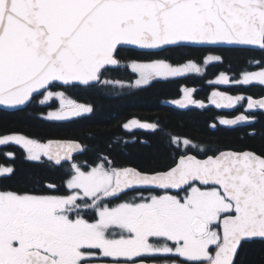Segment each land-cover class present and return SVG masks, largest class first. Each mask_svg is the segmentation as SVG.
<instances>
[{"label": "snow or ice", "instance_id": "obj_1", "mask_svg": "<svg viewBox=\"0 0 264 264\" xmlns=\"http://www.w3.org/2000/svg\"><path fill=\"white\" fill-rule=\"evenodd\" d=\"M220 49L264 52V0H0V109L39 104L54 109L48 121L83 117L94 109L70 89L118 83L106 77L122 66L136 74L129 87L137 89L202 74L189 53ZM216 62L223 57L203 58L204 66ZM231 82L264 86V65ZM214 83L230 80L221 74ZM181 92L179 107L205 108L194 89ZM209 99L231 109L246 98ZM252 110L264 111V98L248 97V115L219 124L252 123ZM124 127L157 125L133 119ZM172 144L171 163L146 171L108 156L78 164L74 154L86 149L76 141L0 136V146H19L25 160L65 174L62 187L0 185V264H242L247 245H264V151L210 153L179 137ZM15 175L14 164H0V181Z\"/></svg>", "mask_w": 264, "mask_h": 264}, {"label": "flooded vegetation", "instance_id": "obj_2", "mask_svg": "<svg viewBox=\"0 0 264 264\" xmlns=\"http://www.w3.org/2000/svg\"><path fill=\"white\" fill-rule=\"evenodd\" d=\"M251 51L260 52V54H258V56L253 58L251 61L252 68L250 71H259L261 70L262 65H264V52L262 53L259 50ZM261 53L263 55H261ZM214 55L219 54L214 53ZM127 56L128 54L124 57ZM203 58L199 61L195 60L198 64L203 65L204 71L202 74H189L186 77L175 78L180 79L183 82L180 86L178 96L175 99L162 101L159 105H153L149 109L146 104L147 100L144 94L141 93L146 88L137 89L135 87H129V85L134 84L137 76L131 72L129 67L122 66V77L119 79L118 83H114L118 84L119 87L94 88L95 90L91 88L90 90L84 91L81 88H76L68 91L70 98L75 100L77 103L92 106L94 109L92 113L86 114L83 117L72 118L67 121H48L43 117L47 114V111L54 109H49L46 106H40L39 104H34L33 106L12 112L0 110V123L1 125L6 126L0 129V136L19 134L42 143H46L50 140L76 141L81 143L86 149L85 152L75 156V162L78 164L92 165L98 162V156H108L116 166L136 167L146 171L162 169L171 163V157L177 151L176 146L172 144L173 137H179L181 140L188 138L210 153L218 149L234 150L225 148L221 145V142L224 140L223 133L226 130H237L239 133L242 132L244 135L246 134L251 138H255V142H258L259 144L261 140H264V111L252 110V115L255 116L254 122L250 125L237 128L220 125L219 119L221 117L233 119L235 116L240 114L248 115L247 98L251 97L257 100L264 98V86L256 84L246 86L231 82L240 79L241 75L245 73V71L239 73L237 76L232 75L230 72H218L215 75L208 77L206 74L210 68L213 65L221 63L216 62L204 66ZM258 61L261 63H257ZM130 63L131 60H124V65H128ZM221 74L229 77V84L223 85L214 83V81ZM200 77L206 78L204 86L195 85V79ZM113 81H116V79ZM185 87L194 89L193 98L197 101L203 102L205 104V108L200 109L195 105H191L187 108H180L174 103L175 100L182 98L183 94L181 89ZM242 88H251V90L249 92H243L241 91ZM85 91L94 92L90 96L92 99L88 98L90 102L91 100L92 102L94 100H104L105 98L103 95L106 93L112 94L110 101L114 104L117 103V101L122 100L126 102V108L123 114H120L122 118H114L111 120L103 119L102 117H104V114L100 113L96 106L88 101H84L81 98V93ZM213 92H222L233 97L243 96L246 99L240 104H237L234 108L219 109L210 102L209 98ZM114 104L110 106L112 107V112H115L116 110L113 106ZM160 109L166 111L165 114L168 115H164L166 119L163 118L162 112L157 111ZM207 112L213 115L212 119H193L194 113H206L207 115ZM180 115L185 117L187 116L188 118H178ZM89 117L94 118L89 122L92 125L91 131L94 132V136H85L89 137L91 141H89L87 137H84L85 139H83V137L77 139L63 136V131L66 129L67 124H71L73 122L78 123ZM133 119L144 123L155 124L157 125V128L154 131L150 129L138 128L126 129L124 125ZM30 120L43 122V129L36 130L34 126L30 125ZM213 124L216 125L215 128L212 127ZM82 125L83 123H80L79 126ZM208 131L219 135L211 138L207 135ZM84 132L89 134L90 130H84ZM244 138L245 137L243 135H239V139ZM5 152L15 153V160L11 161L7 159L4 155ZM256 152H259V150L256 149ZM24 156L25 153L21 148H19V146H0V164H14L16 168V175L22 173L28 177L26 185H21L22 181L20 179L18 180V177L16 176L12 180L0 181V185L13 189L33 187L34 183L30 185V168H32L33 165L38 164L25 160ZM39 166L42 167V182H53L61 187L63 186L65 181L64 170L48 166L47 164Z\"/></svg>", "mask_w": 264, "mask_h": 264}, {"label": "trees", "instance_id": "obj_3", "mask_svg": "<svg viewBox=\"0 0 264 264\" xmlns=\"http://www.w3.org/2000/svg\"><path fill=\"white\" fill-rule=\"evenodd\" d=\"M128 54L127 52H125ZM122 53V57H124L126 54ZM219 54L224 57V61L221 64H216L213 65L210 70L207 72V76L210 77L211 75H215L218 72H230L232 75L237 76L241 72H246L250 71L252 68V60L253 58L257 57L260 52H253L251 50H245V49H221L213 52V54ZM263 53V52H262ZM261 53V55H263ZM212 54V53H207V52H194V53H189L190 58L199 61L202 59L204 56ZM174 62L175 61H182L183 57L173 55L170 57ZM123 67H121L118 71H113L108 74L106 78L119 81V79L122 77ZM210 74V75H209ZM206 78L200 77L195 79V85L199 86H204ZM185 83V82H184ZM183 84V82L180 79H170L168 81H159L155 82L153 85L147 87L142 91L141 93L144 94L146 98V104L148 106V109L153 106V105H159L162 101L170 100V99H175L178 94H179V89L180 86ZM110 87H119L118 84H113V85H100L98 84L95 88H110ZM83 91L84 90H90L89 89H84L81 88ZM93 90H95L93 88ZM251 88H242L241 91L243 92H249ZM94 92H89L85 91L82 92V99L84 101H88L89 103L93 104L96 106L98 111L102 114H104L102 117L105 120H111L114 118H122L120 114L122 115L126 102L122 101H117V103H113L110 101V98L112 97L111 93H106L103 95L105 98L104 100H94L90 102L88 98H91V94ZM100 97V96H99ZM92 99V98H91ZM112 104H114V108L116 109L115 112H112V107H110ZM99 105V106H98ZM162 112L163 118H165L166 111L163 109L157 110ZM115 113V114H114ZM116 115V116H114ZM165 115V116H164ZM1 117V116H0ZM178 118H188L187 116L180 115ZM213 115L207 112L205 114H198L194 113L193 119H212ZM93 117L85 118L81 120V122L78 123H69L66 125V129L63 131V136H66L67 138H81L85 139L84 137H87L85 135H90L91 137L94 136V132L91 131L92 125L89 123ZM166 119V118H165ZM80 123H83L82 126H79ZM30 125L34 126L36 130L43 129V122L37 121V120H30ZM6 127L5 125H1L0 123V129ZM90 130L89 134L85 133L84 130ZM207 135L209 137H215L219 134H215L213 132L208 131ZM224 135V140L221 142V145L225 148H230L234 150H244V149H251L255 150L258 149L259 152L264 151V140H261V142L258 144V142H255V138H251L248 135H244V133L234 130H226L223 133ZM239 135H243L245 138L244 139H239ZM89 141V137H87ZM86 141V140H85ZM42 167L39 165H33L32 168H30V185H32L34 182H42L43 181V175L41 171ZM18 177V180L20 179L22 182L21 185H26L28 182V177L26 175H23L20 173L19 175H15ZM14 178V177H13ZM12 178V179H13ZM11 179V180H12ZM240 260L242 264H264V245L261 244H249L245 247V249L241 252L240 255Z\"/></svg>", "mask_w": 264, "mask_h": 264}, {"label": "water", "instance_id": "obj_4", "mask_svg": "<svg viewBox=\"0 0 264 264\" xmlns=\"http://www.w3.org/2000/svg\"><path fill=\"white\" fill-rule=\"evenodd\" d=\"M251 50V49H250ZM178 106V105H177ZM191 105H189L188 107H190ZM181 108V107H180ZM187 108V107H186ZM0 110H3V111H9V112H12V111H16V110H20V109H0ZM251 123H242V124H239V125H236V126H232L230 128H237V127H241V126H247V125H250ZM80 154V153H78ZM78 154H74V156L78 155Z\"/></svg>", "mask_w": 264, "mask_h": 264}, {"label": "rangeland", "instance_id": "obj_5", "mask_svg": "<svg viewBox=\"0 0 264 264\" xmlns=\"http://www.w3.org/2000/svg\"><path fill=\"white\" fill-rule=\"evenodd\" d=\"M201 67L204 68L203 65H201ZM248 72H255V71H248ZM242 75H243V74H242ZM242 75H241V78H242Z\"/></svg>", "mask_w": 264, "mask_h": 264}]
</instances>
